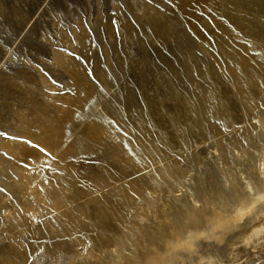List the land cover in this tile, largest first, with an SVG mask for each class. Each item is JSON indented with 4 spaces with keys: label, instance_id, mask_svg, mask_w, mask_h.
<instances>
[{
    "label": "rangeland",
    "instance_id": "1",
    "mask_svg": "<svg viewBox=\"0 0 264 264\" xmlns=\"http://www.w3.org/2000/svg\"><path fill=\"white\" fill-rule=\"evenodd\" d=\"M0 133V264H264V0H0Z\"/></svg>",
    "mask_w": 264,
    "mask_h": 264
},
{
    "label": "snow or ice",
    "instance_id": "2",
    "mask_svg": "<svg viewBox=\"0 0 264 264\" xmlns=\"http://www.w3.org/2000/svg\"><path fill=\"white\" fill-rule=\"evenodd\" d=\"M0 136H6V133H0ZM16 139V138H14ZM23 143L27 144L28 146L32 147V148H37L39 149V151L41 153H46V149H43V148H40V146L38 144H33V142L31 140H26V141H23ZM251 190V189H250ZM0 191H3V189H0ZM251 209H249L250 211ZM243 215V214H241Z\"/></svg>",
    "mask_w": 264,
    "mask_h": 264
},
{
    "label": "bare ground",
    "instance_id": "3",
    "mask_svg": "<svg viewBox=\"0 0 264 264\" xmlns=\"http://www.w3.org/2000/svg\"><path fill=\"white\" fill-rule=\"evenodd\" d=\"M262 200H264V197H262L261 198ZM253 208V207H252ZM246 211L247 210H244V211H240L238 214L240 215V216H242L241 214H245L246 213ZM249 211V210H248ZM247 211V212H248ZM236 220V219H235ZM219 226V225H218ZM216 227H217V224H216ZM261 231V229L259 228L256 232H260ZM191 242V241H190ZM190 242H187V243H184V244H182V247L184 248V246H185V248L186 247H188L190 250H191V248H192V244L190 243ZM181 245V244H180ZM187 249V248H186ZM161 261V260H160ZM210 261V260H209Z\"/></svg>",
    "mask_w": 264,
    "mask_h": 264
}]
</instances>
